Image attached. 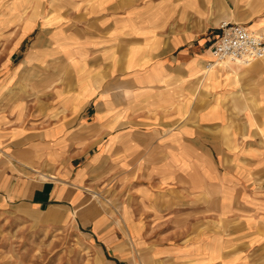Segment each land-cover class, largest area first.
<instances>
[{
  "label": "rangeland",
  "instance_id": "1",
  "mask_svg": "<svg viewBox=\"0 0 264 264\" xmlns=\"http://www.w3.org/2000/svg\"><path fill=\"white\" fill-rule=\"evenodd\" d=\"M181 3L174 0L175 5ZM225 3L207 0L208 23L223 12ZM158 5L165 6V0H0V129L9 132L15 125L26 129L39 122L43 123L37 128L41 133L65 119L64 111L54 109L60 106V91L72 95L75 89L69 62L75 44L105 34L134 38L158 12ZM192 18L175 9L178 28L193 25ZM92 117L93 111L69 121L68 141L75 143L81 136L86 145L72 147L70 155L40 162L32 174L42 181L78 182L95 199L103 228L96 233L91 224L81 225L69 209H51L55 212L51 219L49 209L0 202V264H123L120 260L128 264H264V210L255 207L264 197V167L254 175L219 162L224 155L219 150L238 152L234 139L244 126L238 127L235 121L208 131L212 135L200 139L207 154L198 155L200 166L209 161L210 167L214 165L207 170L212 179L229 172L239 183L227 186L220 178L215 185L205 180L197 189L188 182L192 171L182 172L183 176L144 172V165L153 168L169 154L151 156V162L147 157V161L136 158L130 175L118 174L121 169L110 152L84 154L95 135L88 128ZM259 131L264 145V130ZM3 142L9 144L10 139ZM0 147L9 149L4 144ZM64 151L60 147L56 153ZM7 162L20 174L33 172L11 159Z\"/></svg>",
  "mask_w": 264,
  "mask_h": 264
},
{
  "label": "crops",
  "instance_id": "2",
  "mask_svg": "<svg viewBox=\"0 0 264 264\" xmlns=\"http://www.w3.org/2000/svg\"><path fill=\"white\" fill-rule=\"evenodd\" d=\"M181 1L175 5L174 0H165V6H155L158 12L145 21V29L134 38L105 34L75 44L78 46L74 47L72 63L69 60L74 70L71 86L75 89L72 95L60 91V106L54 109L64 111L66 118L41 133L37 128L43 123L39 122L31 124V129L16 125L9 132L0 129V144L9 148L0 147L1 203L49 209L47 216L51 219L55 218L51 209H69L81 225L91 224L96 233L100 232L104 218L95 211V199L78 187V182L42 181L32 174L37 172L35 168L40 162L70 155L72 147L87 144L81 136L75 143L68 141L69 121L92 111L88 128L95 135L83 153L110 152L121 169L119 175L133 174L136 158H149L151 162V156L169 154L167 160L152 165L153 168L144 165V172H177L183 176L182 172L192 171L188 182L197 189L205 180L216 185L220 178L227 181V186H235L239 183L235 174L225 172L227 175L219 177L213 173L214 180L212 172L207 171L211 161L200 166L198 156L207 154L200 139L209 135L208 131L213 133L235 121L239 122L238 127L244 126L234 139L233 147L238 152L219 150L224 154L220 165L250 170L254 175L261 171L264 145L259 130H264V57L251 66L220 64L206 69L205 65L213 61L210 48L220 33L222 21L244 25L264 37V0H226L223 12L210 23L206 21L207 0ZM175 9L183 10L190 19L192 16L193 25L182 29L175 26ZM82 128L85 127L78 129ZM7 138L9 144L3 142ZM60 147L65 151L57 154ZM7 159L33 172L20 174L14 166L9 167ZM213 167L212 164L210 168ZM74 176L78 179L77 174ZM262 199L256 209L264 210Z\"/></svg>",
  "mask_w": 264,
  "mask_h": 264
},
{
  "label": "built area",
  "instance_id": "3",
  "mask_svg": "<svg viewBox=\"0 0 264 264\" xmlns=\"http://www.w3.org/2000/svg\"><path fill=\"white\" fill-rule=\"evenodd\" d=\"M219 30L210 48L213 61L205 65L206 69L226 63L247 65L264 57L263 35L244 25L226 22L221 23Z\"/></svg>",
  "mask_w": 264,
  "mask_h": 264
},
{
  "label": "bare ground",
  "instance_id": "4",
  "mask_svg": "<svg viewBox=\"0 0 264 264\" xmlns=\"http://www.w3.org/2000/svg\"><path fill=\"white\" fill-rule=\"evenodd\" d=\"M264 56V55H263ZM263 58V57H262ZM42 177H44V174L42 175Z\"/></svg>",
  "mask_w": 264,
  "mask_h": 264
}]
</instances>
